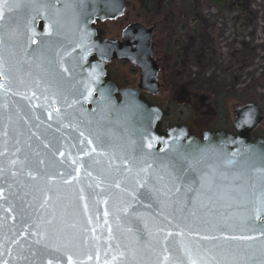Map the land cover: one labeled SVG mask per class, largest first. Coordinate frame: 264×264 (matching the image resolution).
Returning a JSON list of instances; mask_svg holds the SVG:
<instances>
[{
    "label": "water",
    "instance_id": "obj_1",
    "mask_svg": "<svg viewBox=\"0 0 264 264\" xmlns=\"http://www.w3.org/2000/svg\"><path fill=\"white\" fill-rule=\"evenodd\" d=\"M44 2L49 6L48 11H40L38 15L28 13L26 21L30 23L22 25L23 35L12 48L13 54L10 56L7 49L4 52L5 71L7 73L11 65L14 80L10 92L0 90V153H3L0 155V167L3 168L0 173V264H47L50 259L55 264L51 249L44 246L46 243L57 242L49 225L50 220L55 225L76 224L74 229L65 230L68 236L80 244L78 250H68L73 260H80L83 264H104L105 259H112L117 242L121 248L124 247L127 235L124 229L129 226L135 229L137 226L130 225L125 220L127 214L120 211L128 204H132L140 217L139 226L143 227L146 222L158 239L162 234L157 229L164 228L175 234L178 224L186 230L191 227L201 235L206 234L203 227L191 219L185 222L180 219L179 213L173 216L171 207L162 209L145 195L140 196L141 203H136L121 189L136 190L133 177L146 164L153 165L152 171L155 174L162 164L179 161L183 155L199 149L207 150V164L222 170L224 161L231 158L233 153L237 154L238 161L259 156L264 152V139L255 138L251 134L262 117L257 105L251 103L238 110V119L245 116L249 120L236 121V135L205 132L198 138L188 135L181 128H171L165 136L158 135L155 124L160 117L159 111L148 107L139 100L136 91L129 88L121 90L120 101L113 97L112 85L101 81L95 83L96 97L91 94L90 97L86 95L70 99L58 93L46 97L38 93L36 86L38 77H43L45 70H49V59L53 61L52 68L55 71L53 75L49 70L52 79H67L70 75L79 79L83 74L79 66L90 55L101 60L112 57L129 62L135 60L128 45L124 44L120 48L115 43L99 40L95 38L91 27L94 19L119 15L123 7L122 0H72L77 7L64 12V34L60 37L49 35V20L45 17L51 15L53 8L64 9L65 0ZM211 3L220 11L224 0H211ZM39 21L43 22V31L37 28ZM125 32L123 36L126 40ZM66 37L70 40H66ZM43 43L46 48L52 49L45 61L39 59L37 49ZM52 43L63 50L61 55L64 57V67L69 69V73H63V69L55 63ZM139 65V87L144 88L146 68ZM88 66L91 76L102 78L103 72L97 62ZM65 99L67 104H72L71 108ZM87 103L90 104L88 109L85 106ZM57 108L60 109V117L57 116ZM81 132L84 133L83 137L80 136ZM98 134L103 144L97 139ZM89 139L93 143H87ZM129 141H134V145ZM149 142L153 145L151 148L148 147ZM17 156L20 160L27 157L23 167H14L9 163ZM125 158L132 167L131 175L124 171L128 166L123 162ZM88 172H91V177L87 175ZM98 182L100 186L95 187ZM116 183H120V189L115 187ZM89 184L93 187L89 188ZM81 188L84 189V200L79 199ZM138 191L146 193L148 189ZM85 203L88 205L87 210L84 208ZM149 204L152 206L148 207ZM105 211L108 212L107 218ZM160 212L170 219H164ZM118 215L120 228L117 227ZM261 223L264 220L257 222L258 225ZM93 228L98 237L95 240L92 239ZM109 229L114 236L110 251ZM85 236L88 238L87 244L83 242ZM37 240L41 242L37 243ZM59 243L61 246L67 243L64 233L60 234ZM88 255L92 256L91 260L87 259ZM140 258L145 261L155 260L154 256ZM63 264H67V256L63 257Z\"/></svg>",
    "mask_w": 264,
    "mask_h": 264
},
{
    "label": "flooded vegetation",
    "instance_id": "obj_2",
    "mask_svg": "<svg viewBox=\"0 0 264 264\" xmlns=\"http://www.w3.org/2000/svg\"><path fill=\"white\" fill-rule=\"evenodd\" d=\"M122 6L119 15L94 19L91 27L99 40L128 45L135 62L90 55L79 66V79H52L45 70L38 77V93L72 99L88 95L87 86L96 97L95 83L101 81L112 85L120 101L121 90L129 88L159 111L158 135L181 128L198 138L205 132L236 135V121L249 120L238 119V110L252 103L262 116L252 135L264 139V85L254 80L249 85V75L264 64V0H224L220 11L211 0H122ZM37 28L43 31V22ZM37 49L41 61L51 55L44 43ZM94 62L103 72L101 79L90 75L88 65ZM139 64L146 68L144 88L139 87Z\"/></svg>",
    "mask_w": 264,
    "mask_h": 264
},
{
    "label": "snow or ice",
    "instance_id": "obj_3",
    "mask_svg": "<svg viewBox=\"0 0 264 264\" xmlns=\"http://www.w3.org/2000/svg\"><path fill=\"white\" fill-rule=\"evenodd\" d=\"M76 7L77 5L72 0H65L64 9L53 8L51 15L45 17L49 20L48 33L50 36L60 37L64 34L63 14ZM48 8L44 0H0V90L3 92L11 91V84L14 80L13 67L9 65L7 73L5 71V50H8L10 56L13 54L12 48L23 35L22 25L27 26L30 23L26 21L28 13L38 15L40 11L47 12ZM53 55L56 57L55 63L63 69V73H69V69L64 67V57L61 55L59 46L55 47ZM48 65L49 70L55 75L51 59L48 60ZM20 82L23 83L22 80ZM85 89L90 97L91 91L87 89V86ZM32 95L34 96L35 93ZM65 103L67 104V99ZM67 106L71 108L72 104H67ZM56 113L60 117L59 108L56 109ZM80 136L83 137L84 133L81 132ZM97 139H100L103 144V139L99 134ZM87 143L91 144L93 141L89 139ZM129 143L134 145V141H129ZM152 146L149 142L148 147ZM92 151L94 152L95 149ZM102 154L107 155V153ZM206 155L207 150L199 149L191 154L183 155L179 161L162 164L155 174L152 171L153 165L146 164L139 168L133 177L136 190L121 189L122 192H127L136 203H141L140 196L145 195L153 199L162 209L171 207L173 216L179 213L181 220L188 222L191 219L202 226L206 234L201 235L199 231H193L191 227L186 230L178 224V231L175 234L164 228L157 229V232L162 234L158 239L149 230L146 222L143 223V227L139 226L141 219L132 204H128L120 211L127 214L125 220L130 225L136 224L137 226L135 229L131 226L124 229L127 233L124 247L121 248L120 243L117 242L112 259H105L104 264H264V223L257 224L264 220V152L257 157L241 161H238L237 154L233 153L231 158L224 161L223 170L207 164ZM26 162L27 157L20 160L18 156L9 161L14 167L16 165L23 167ZM123 162L128 165L124 171L131 175L132 167L129 160L125 158ZM95 163L99 164V161ZM2 172L3 168L0 167V173ZM76 172H79V169H76ZM141 174H143L142 177ZM13 175L16 173L13 172ZM28 175L31 176L32 173L29 172ZM87 175L91 177L92 174L88 172ZM99 186L98 182L95 187ZM92 187L93 185L89 184V188ZM115 187L120 189V183H116ZM139 189H148V191L139 193ZM79 191V199L84 200V189L81 188ZM0 195H2V190H0ZM151 206V204L148 205V207ZM87 207L85 203V210ZM104 215L107 218L108 212L105 211ZM160 215L164 216V213L160 212ZM164 219L170 218L164 216ZM89 223H91V218H89ZM107 223L105 219V224ZM49 225L57 242L46 243L44 246L46 249H51L55 264H63L64 256H67V264H83L80 260H73L68 251L73 248L78 250L80 247V244L73 237L68 236L65 231L66 228L74 229L76 224L55 225L50 220ZM120 226L118 215L117 227L120 228ZM92 232V239H98L94 228ZM61 233H64L67 239V243L63 246L59 243ZM248 233H258V235ZM113 239L114 236L109 229V251L112 249ZM40 242L37 240V243ZM83 242L87 244L86 236L83 237ZM98 251L97 248V259ZM142 256H154L155 260L145 261L140 258ZM87 259L91 260L92 256L88 255ZM47 264H53V260H48Z\"/></svg>",
    "mask_w": 264,
    "mask_h": 264
},
{
    "label": "rangeland",
    "instance_id": "obj_4",
    "mask_svg": "<svg viewBox=\"0 0 264 264\" xmlns=\"http://www.w3.org/2000/svg\"><path fill=\"white\" fill-rule=\"evenodd\" d=\"M261 67H263V68L261 69ZM263 70H264V64H263V66H261L259 64L257 66L256 73H254V74L251 73L249 75V80H250L249 85L253 84V80H254V82L260 81L261 84L264 85V75H263L264 72H263ZM258 94H260V92Z\"/></svg>",
    "mask_w": 264,
    "mask_h": 264
}]
</instances>
